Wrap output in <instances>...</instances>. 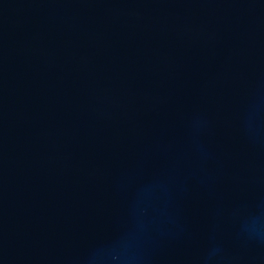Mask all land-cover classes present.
Masks as SVG:
<instances>
[{
    "label": "water",
    "instance_id": "obj_1",
    "mask_svg": "<svg viewBox=\"0 0 264 264\" xmlns=\"http://www.w3.org/2000/svg\"><path fill=\"white\" fill-rule=\"evenodd\" d=\"M0 264H264V0H0Z\"/></svg>",
    "mask_w": 264,
    "mask_h": 264
}]
</instances>
